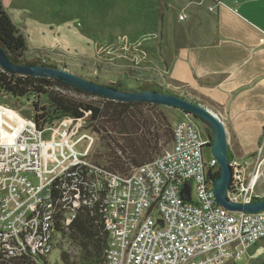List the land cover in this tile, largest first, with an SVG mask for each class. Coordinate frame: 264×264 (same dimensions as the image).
Returning a JSON list of instances; mask_svg holds the SVG:
<instances>
[{
  "label": "built area",
  "instance_id": "obj_1",
  "mask_svg": "<svg viewBox=\"0 0 264 264\" xmlns=\"http://www.w3.org/2000/svg\"><path fill=\"white\" fill-rule=\"evenodd\" d=\"M6 110L17 125L0 135V260L48 258L81 208L103 216L102 264H226L264 242V210L232 213L216 202L217 162L203 154L211 142L189 116L173 124L168 151L121 176L87 162L94 134L82 119L38 129L2 105L0 116ZM81 142L84 148L76 150ZM229 165L228 199L259 198L252 195L260 154Z\"/></svg>",
  "mask_w": 264,
  "mask_h": 264
},
{
  "label": "rangeland",
  "instance_id": "obj_2",
  "mask_svg": "<svg viewBox=\"0 0 264 264\" xmlns=\"http://www.w3.org/2000/svg\"><path fill=\"white\" fill-rule=\"evenodd\" d=\"M1 2L5 10L15 12L23 18L27 15L31 19L32 28L37 33L34 38L36 49L30 42L29 19L23 21L18 16L8 13L26 41L27 60L41 59L48 64L56 65L58 69L69 71L99 85L108 86L117 82L148 83L163 90H168L166 84L169 80L164 73L166 65L159 64L161 16L167 15L165 19L169 25L177 22V18L178 21L185 22L190 13L187 11L188 8L196 5L195 0H165L168 8L165 12L166 9L160 0H1ZM180 4L182 10L179 8ZM208 11L214 12V8H209ZM128 88L134 87L129 85ZM62 94L93 105H98L102 99L70 91H62ZM34 103H37L38 108H42L46 106V99L44 97L14 99L0 94V105L31 121L35 115ZM145 111L152 119L157 120L160 115L165 116L171 126L183 118L180 111L161 106L146 107ZM189 117L196 124L201 136L212 142L209 127L202 121ZM16 125V116L6 110L0 116V135L11 134ZM164 133L165 129L160 127L159 134ZM49 137L50 133L44 134V138ZM93 137L94 143L89 150L87 162L101 165L102 162L96 159L101 150L97 138ZM84 146L85 142H81L76 150H82ZM203 154L205 159H209L210 148L206 147ZM258 154L262 160L261 176L254 188L253 197L264 195V129L247 160L254 159ZM231 158L233 160L232 156ZM59 248L60 251L55 250L49 255L46 264H62L59 256L61 252L67 254L70 262L73 261L72 257L76 255V250L68 239L60 241ZM260 261H264V242L258 243L250 256L226 264H257Z\"/></svg>",
  "mask_w": 264,
  "mask_h": 264
},
{
  "label": "crops",
  "instance_id": "obj_3",
  "mask_svg": "<svg viewBox=\"0 0 264 264\" xmlns=\"http://www.w3.org/2000/svg\"><path fill=\"white\" fill-rule=\"evenodd\" d=\"M195 1L185 22L177 18L169 25L167 15L161 16L159 64L166 65V88L216 112L225 125L229 154L246 161L264 129V0ZM160 3L166 12L165 0ZM26 16L18 17L29 19L36 49L37 33Z\"/></svg>",
  "mask_w": 264,
  "mask_h": 264
},
{
  "label": "trees",
  "instance_id": "obj_4",
  "mask_svg": "<svg viewBox=\"0 0 264 264\" xmlns=\"http://www.w3.org/2000/svg\"><path fill=\"white\" fill-rule=\"evenodd\" d=\"M0 46L13 64L57 68L56 65L48 64L41 59L27 60L25 58L28 52L26 41L12 22L1 0ZM129 85L134 88H128ZM108 86L125 92L153 91L174 94L148 83L117 82ZM62 91L90 95L72 89L55 79L15 76L0 68V94L14 99L29 97L46 99V106L42 108H38L37 103L33 104L34 121L38 129L63 118L82 119L86 123L85 129L94 134L101 150L96 159H99L102 164L91 162L98 168L126 176L132 168L151 162L170 149L173 125L171 126L165 116L160 115L157 120L154 118L153 120L145 111L146 107H155V105L136 102L118 103L105 99H101L98 105H93L67 97L62 94ZM175 95L179 94L175 93ZM160 127L165 129L164 135L159 134ZM227 154L230 162L232 158L229 152ZM217 177L218 171L215 174V178ZM62 239H68L76 250L72 262L66 253L61 252L59 256L62 264L103 263L107 236L103 216L97 209H79ZM39 259L40 264H46L47 258ZM0 264H35V262L24 257L0 260Z\"/></svg>",
  "mask_w": 264,
  "mask_h": 264
},
{
  "label": "water",
  "instance_id": "obj_5",
  "mask_svg": "<svg viewBox=\"0 0 264 264\" xmlns=\"http://www.w3.org/2000/svg\"><path fill=\"white\" fill-rule=\"evenodd\" d=\"M0 68L10 74L22 77L55 79L72 89L118 103L136 102L171 108L184 116H191L205 123L211 133V156L216 160L218 177L213 181V195L216 202L232 213H257L264 210V196L248 204H238L228 199L232 170L228 160V141L225 125L220 116L210 108L186 97L153 91H117L109 86L88 81L69 71L40 65H16L6 56L0 46ZM33 124L35 121L33 119ZM183 192L188 193V189Z\"/></svg>",
  "mask_w": 264,
  "mask_h": 264
},
{
  "label": "flooded vegetation",
  "instance_id": "obj_6",
  "mask_svg": "<svg viewBox=\"0 0 264 264\" xmlns=\"http://www.w3.org/2000/svg\"><path fill=\"white\" fill-rule=\"evenodd\" d=\"M264 196V195H263Z\"/></svg>",
  "mask_w": 264,
  "mask_h": 264
}]
</instances>
